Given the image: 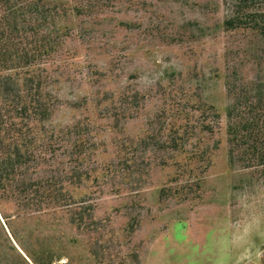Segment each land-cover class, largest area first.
I'll return each instance as SVG.
<instances>
[{
	"label": "rangeland",
	"instance_id": "1",
	"mask_svg": "<svg viewBox=\"0 0 264 264\" xmlns=\"http://www.w3.org/2000/svg\"><path fill=\"white\" fill-rule=\"evenodd\" d=\"M53 1L74 18L51 123L90 132L95 170L77 207L2 199L0 264H264V167L230 165L227 129L228 83H264V0Z\"/></svg>",
	"mask_w": 264,
	"mask_h": 264
},
{
	"label": "trees",
	"instance_id": "2",
	"mask_svg": "<svg viewBox=\"0 0 264 264\" xmlns=\"http://www.w3.org/2000/svg\"><path fill=\"white\" fill-rule=\"evenodd\" d=\"M69 14L53 0H0V206L13 201L18 217L80 206L74 190L95 170L90 132L51 123L54 86L73 54ZM227 92L229 163L264 167V83L229 82ZM79 208L72 223L84 221Z\"/></svg>",
	"mask_w": 264,
	"mask_h": 264
}]
</instances>
